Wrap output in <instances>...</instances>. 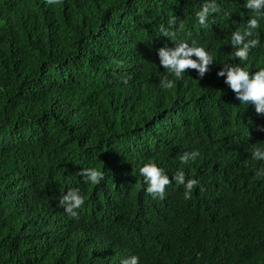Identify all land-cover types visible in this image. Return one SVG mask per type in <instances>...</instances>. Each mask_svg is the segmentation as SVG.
<instances>
[{"label":"trees","instance_id":"trees-1","mask_svg":"<svg viewBox=\"0 0 264 264\" xmlns=\"http://www.w3.org/2000/svg\"><path fill=\"white\" fill-rule=\"evenodd\" d=\"M243 1L217 0L221 12L205 27L214 63L181 98L161 96L153 106L115 82L118 70L125 61L145 71L159 25L172 15L196 20L204 0H71L50 37L23 35L14 53L0 43V264H120L129 255L139 264L149 255L162 263L264 264V240L247 233L264 211V176L254 174L264 163L249 154L264 130L238 136L254 106L240 104L216 75L223 62L264 66V47L246 62L231 55ZM21 10L0 0V16ZM204 147L201 173L180 163L183 152ZM149 160L171 176L183 168L199 185L185 200L172 181L164 200L132 214L137 233L117 238L111 211L140 195L133 171ZM89 167L106 176L87 194L88 208L79 219L57 220L52 198L84 182L78 173Z\"/></svg>","mask_w":264,"mask_h":264},{"label":"clouds","instance_id":"clouds-1","mask_svg":"<svg viewBox=\"0 0 264 264\" xmlns=\"http://www.w3.org/2000/svg\"><path fill=\"white\" fill-rule=\"evenodd\" d=\"M10 1L22 7V15L14 17L10 13L0 16V43L14 53L20 49L18 38L23 35L50 37L55 32L52 29L53 21L68 8L71 0ZM220 12L217 0H204L199 10L195 11L196 20L185 17L178 21L177 16H170L166 24L159 25V33L154 34L156 48L152 64L142 73H138L131 70L124 61L115 82L122 88H129L133 94L141 95L152 106L161 96L167 99L181 98L191 79L203 78L209 71V65L214 63L206 43L205 27L208 26L209 17ZM223 14L225 17L230 15L228 12ZM263 36L264 0H244L239 27L230 33L228 41L231 49H234L232 58L240 62L248 61L252 49L264 47L259 40ZM256 69L249 71L247 64L223 62L216 73L218 77H223L224 83L240 104L247 105L250 102L254 106L248 114L249 125L237 131L238 136L247 137L258 126L264 130V66ZM159 71L164 73L159 80L161 89L156 87ZM176 81L178 82L175 84ZM204 150L205 147L200 151L194 149L183 152L179 157L180 163L188 165L193 162V170L201 173L199 158ZM249 154L258 163H264V138L253 142ZM133 173L138 178L140 195L135 199L129 198L123 208L113 207L111 211L110 226L115 236L120 239L137 233L132 214L140 209H150L158 201L164 200L172 181L183 186L185 200L191 198L193 189L199 185L198 178H185L183 168H178L171 176L155 160L136 167ZM78 174L84 182L65 186L52 198L50 212L57 210V220L67 217L79 219V213L88 208L87 194L96 191V185L106 176L105 171L96 167L80 169ZM254 174L264 176V169L258 168ZM247 233L250 239L264 240V211L255 218ZM120 264H139V257L129 255L121 259ZM142 264L182 263L178 259L162 263L157 256L149 255L143 259Z\"/></svg>","mask_w":264,"mask_h":264}]
</instances>
